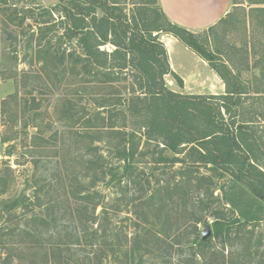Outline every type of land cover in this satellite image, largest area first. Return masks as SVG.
Wrapping results in <instances>:
<instances>
[{"label": "trees", "instance_id": "1", "mask_svg": "<svg viewBox=\"0 0 264 264\" xmlns=\"http://www.w3.org/2000/svg\"><path fill=\"white\" fill-rule=\"evenodd\" d=\"M5 1L0 0V15L6 18V22H1L6 30L9 25L21 28L27 19L43 26L45 22L39 19L50 17L49 10L37 15L33 9L19 12L4 6ZM65 3L61 6L63 34L57 44H50L46 26L39 29L36 38L34 32L22 35L27 51L33 52L30 62L39 65L47 57L59 65L66 62L78 71L84 84L92 72H96L93 79L130 78V96L112 104L116 110L107 109V115L101 104L103 110L95 111L92 118L88 114L78 116L77 121L83 120L86 129H92L95 121L101 124L95 135H80L88 142V148L80 155L82 176L63 178L67 181H62V206L66 208L62 218L56 217L57 203L53 200L44 206L36 201L33 204L25 195L0 200V264H24L26 251L32 258L27 264H243L242 258L249 260L244 264H264L257 249L248 250L253 237L243 231L252 221L247 214L238 215L239 218L214 217L211 237L200 243L197 225L203 221L199 217L202 205L192 201L191 181L166 184L169 186L151 191L149 181L142 182L137 168V159L145 156L139 150L141 142L144 147L163 146L174 155L171 163L177 161L175 155L184 152L182 146H186L192 164L186 169L193 165L210 166V172L228 175L232 183L245 186L251 196L264 201V143L253 127L256 118L251 119L243 109L246 90L232 70L215 64L214 53L207 49L215 26L193 34L168 22L157 0L139 3L130 16L118 0ZM11 34L6 33L8 43L12 41ZM159 34L174 37L204 60L223 82L224 94L187 96L168 90L165 76L171 75L179 86L182 83L170 70ZM62 39L75 41L78 53L60 51ZM107 44L113 51L100 49ZM31 102L34 105L36 101ZM127 117L131 121L129 128L115 127V121L126 122ZM95 141L104 143L105 150L94 145ZM160 156L158 163L165 162ZM181 172L188 173L185 169ZM5 186L0 173V196L7 193ZM196 187L201 189L200 184ZM103 188L118 191L122 199L115 198L116 206L124 201L126 211L130 207L125 212L124 226L122 221L117 226L110 222L112 209L109 211ZM163 205L171 209L159 219L154 211ZM230 206L236 211L233 202ZM159 224L162 228L156 230ZM44 237L48 238L49 248L41 255L39 248L43 247ZM237 244L242 247L239 252Z\"/></svg>", "mask_w": 264, "mask_h": 264}, {"label": "rangeland", "instance_id": "2", "mask_svg": "<svg viewBox=\"0 0 264 264\" xmlns=\"http://www.w3.org/2000/svg\"><path fill=\"white\" fill-rule=\"evenodd\" d=\"M68 1L70 0L5 1L4 6L16 8L19 12L33 9L37 15L44 9L49 10L50 17L39 19L41 20L39 22H45L44 27L27 19L21 28L9 25L6 30L1 23L3 20L6 22V18L0 15V173L3 184L6 185L5 193L7 191L5 195L0 196V200L25 195L33 204L39 203L42 206L53 200L57 207L61 206L56 207L55 211L56 217L59 218H62L66 210L64 205L62 206L63 180H66L63 178L67 175L82 176L80 155L88 148V142L81 139L80 135L90 132L91 135H95L96 127L101 124L95 121L92 129H86L83 120L77 121L78 116L88 114L92 118L95 111L103 110L100 108L101 104L105 106L104 115H107V109L116 110V107H111L112 104L118 100H126L130 96L132 85L130 78L112 81L99 76L93 79L96 72H92V77H88L86 79L88 83L84 84L78 71L66 62L65 65H59L49 57L39 65L30 62L33 52L30 54V51H27L25 37L22 35L28 36L34 32L36 38L39 29L42 31L46 26L48 34L50 33L47 37L50 44H57L58 38L63 34L61 26L64 19L61 6ZM144 1L118 0L128 16L133 10L136 12L135 7ZM233 4L230 14L209 34L207 49L214 53L215 64L217 66L224 64L232 70L246 90L247 94L242 97L243 109L248 112L251 119L256 118L257 124L253 127L264 143V0H233ZM0 7L3 6L0 4ZM8 31L12 32V41L9 43L6 41ZM100 49L113 51L109 44ZM60 51H65L66 54L71 51L78 53L75 41L68 43L63 39ZM189 56V53L177 52L172 57L175 63L186 69L190 63ZM11 57L16 58V61H11ZM164 82L168 90L178 91L174 87L176 86L174 80L165 76ZM31 99L36 101L34 105ZM262 113L263 117L260 116ZM223 118L228 120L224 114ZM127 125L128 128L131 126L128 117L126 122L121 119L115 121L116 128ZM106 138L109 139L108 134ZM113 141H116L114 137ZM103 144L94 142V145L105 150ZM162 148L161 145L158 148L154 145L144 147L141 142L139 150H143L145 156L137 159V168L142 173V182L148 180L152 191L166 184L191 181L192 201L194 204L197 202L202 205L199 217L203 221L197 225L199 238L204 224H209L212 231L214 217L226 218L232 215L239 218L238 215L247 214L246 217L252 221L245 225L243 231L249 232L253 237L248 250L253 252L257 249L259 258L264 260V201L251 196L245 186L232 183L228 175L210 172V166L193 165L189 167L191 169H186L192 165L187 158L189 147L182 146L186 150L180 155H175L177 161L174 163H171L174 155ZM106 153H103L104 156ZM159 154L166 160L165 162L158 163ZM184 169L188 173L181 172ZM59 180L63 182L60 183ZM197 184H200V190L197 189ZM150 189L148 194L151 192ZM48 190L50 193H47ZM102 190L109 203V211L112 209L110 222L117 226L118 222L122 221L124 226V218L127 216L125 212H129L130 207H127L126 211L124 201L120 207L116 206L115 198L121 197L117 195L116 189ZM129 196L125 199L127 200ZM231 202L235 205L236 211H232ZM170 209L171 207L163 205L154 211V215L163 219ZM35 211L39 212L38 209ZM161 228L159 224L156 230ZM47 240V237L43 238V247L39 248L41 255L49 248ZM236 249L239 252L242 247L237 244ZM25 257L24 264L32 260L30 252L26 251ZM242 259L243 264L249 262L247 258Z\"/></svg>", "mask_w": 264, "mask_h": 264}, {"label": "crops", "instance_id": "3", "mask_svg": "<svg viewBox=\"0 0 264 264\" xmlns=\"http://www.w3.org/2000/svg\"><path fill=\"white\" fill-rule=\"evenodd\" d=\"M157 2L168 22L193 34L202 33L209 27L218 25L234 7L233 0H157ZM158 40L166 50L171 72L182 83L179 86L171 75H167L176 84L174 87L178 91L175 93L187 96L224 94L223 82L204 60L170 35L159 34ZM177 52L189 53L190 63L186 69L174 62L172 56Z\"/></svg>", "mask_w": 264, "mask_h": 264}, {"label": "water", "instance_id": "4", "mask_svg": "<svg viewBox=\"0 0 264 264\" xmlns=\"http://www.w3.org/2000/svg\"><path fill=\"white\" fill-rule=\"evenodd\" d=\"M202 228L203 230L200 232V243L204 244L211 237L212 231L209 224H204Z\"/></svg>", "mask_w": 264, "mask_h": 264}]
</instances>
